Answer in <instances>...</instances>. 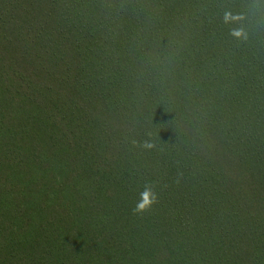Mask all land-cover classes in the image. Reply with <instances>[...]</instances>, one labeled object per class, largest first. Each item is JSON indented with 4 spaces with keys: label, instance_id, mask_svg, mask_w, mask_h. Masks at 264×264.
<instances>
[{
    "label": "trees",
    "instance_id": "trees-1",
    "mask_svg": "<svg viewBox=\"0 0 264 264\" xmlns=\"http://www.w3.org/2000/svg\"><path fill=\"white\" fill-rule=\"evenodd\" d=\"M0 264H264V0H0Z\"/></svg>",
    "mask_w": 264,
    "mask_h": 264
},
{
    "label": "clouds",
    "instance_id": "clouds-1",
    "mask_svg": "<svg viewBox=\"0 0 264 264\" xmlns=\"http://www.w3.org/2000/svg\"><path fill=\"white\" fill-rule=\"evenodd\" d=\"M155 201V196L152 197V200L150 201L148 198H147V195H145V198L143 200V203L139 204L138 205V210L142 211L144 210L145 208H147L148 206H150V204L152 202Z\"/></svg>",
    "mask_w": 264,
    "mask_h": 264
}]
</instances>
